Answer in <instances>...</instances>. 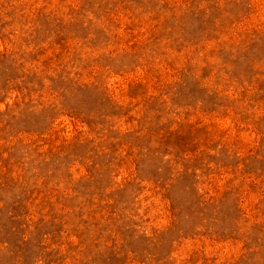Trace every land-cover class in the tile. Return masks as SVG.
Wrapping results in <instances>:
<instances>
[{
    "label": "rangeland",
    "instance_id": "rangeland-1",
    "mask_svg": "<svg viewBox=\"0 0 264 264\" xmlns=\"http://www.w3.org/2000/svg\"><path fill=\"white\" fill-rule=\"evenodd\" d=\"M0 264H264V0H0Z\"/></svg>",
    "mask_w": 264,
    "mask_h": 264
}]
</instances>
